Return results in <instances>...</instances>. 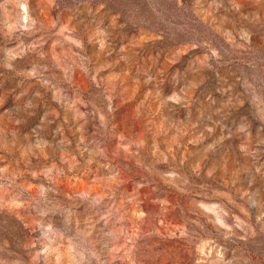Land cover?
<instances>
[{
    "label": "rangeland",
    "instance_id": "1",
    "mask_svg": "<svg viewBox=\"0 0 264 264\" xmlns=\"http://www.w3.org/2000/svg\"><path fill=\"white\" fill-rule=\"evenodd\" d=\"M0 264H264V0H0Z\"/></svg>",
    "mask_w": 264,
    "mask_h": 264
}]
</instances>
